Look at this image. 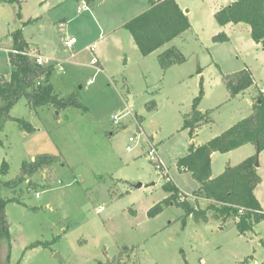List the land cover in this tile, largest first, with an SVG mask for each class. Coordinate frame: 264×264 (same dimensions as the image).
I'll return each mask as SVG.
<instances>
[{"label": "rangeland", "instance_id": "374dc122", "mask_svg": "<svg viewBox=\"0 0 264 264\" xmlns=\"http://www.w3.org/2000/svg\"><path fill=\"white\" fill-rule=\"evenodd\" d=\"M17 1L0 4V74L12 70L7 54L11 34L20 29L33 48L61 65V71L54 65L50 78L53 92L75 95L86 110L32 112L23 98L10 110L11 118L33 131L12 119L4 122L0 171L3 162L8 170L0 178L15 179L23 164L42 155L58 160L5 194L17 202L5 206L10 248L0 242V264H108L118 253L121 262L115 264H264V221L241 235L232 219L222 223L207 212L206 222H196L173 203L147 216L168 197L166 182L180 191L179 202L207 208L194 195L197 182L176 162L190 142L206 144L250 116L259 95L264 98V49L253 43L249 28H221L213 16L220 10L215 0H177L188 11L190 28L169 47L185 60L164 71L157 58L164 49L141 56L119 23L122 15L126 21L147 10V0H133L132 13L130 5L123 14L103 5L96 19L91 8L82 10L83 0ZM28 19L33 22L24 25ZM219 33L228 41L214 43ZM243 69L257 87L232 98L222 77ZM197 98L208 124L190 136L183 118ZM152 147L162 165L149 160ZM229 153L214 156L216 177L256 150L245 145ZM258 164L264 179V152ZM258 192L264 210V186Z\"/></svg>", "mask_w": 264, "mask_h": 264}, {"label": "trees", "instance_id": "16d2710c", "mask_svg": "<svg viewBox=\"0 0 264 264\" xmlns=\"http://www.w3.org/2000/svg\"><path fill=\"white\" fill-rule=\"evenodd\" d=\"M86 7H92L97 0H83ZM19 3L17 0H0V4ZM148 9L124 23L123 28L131 35L139 53L147 57L165 47L174 39L181 36L189 28L187 16L179 8L175 0H147ZM214 19L220 27L226 25H245L249 28L250 38L254 44L264 49V0H234L229 6L221 8L214 14ZM33 22L28 19L27 25ZM12 51L7 54L8 63L12 70L9 75L0 74V131L6 120H13L21 129L32 132L28 123L13 119L9 113L12 107L23 98L28 108L36 112L38 108L50 107L57 112L67 109L86 110L70 94L59 97L53 92L50 78L54 65L39 66L23 53L29 51V44L23 38L20 29L11 34ZM228 37L219 33L213 37L214 43H225ZM37 51V50H36ZM162 70H167L184 62V57L173 47L166 48L158 56ZM56 68V67H55ZM222 82L233 98L243 94L253 87L254 79L248 69H243L230 75H223ZM259 103L255 101L252 113L239 121L219 136L212 138L200 146L190 142L187 155L176 162L179 171L187 172L197 182L198 189L194 192L208 202L204 210L194 209L185 201L179 202L180 191L172 182L163 185L166 199L152 207L147 216L153 218L162 212V205L181 208L186 216L194 221H207V212L222 223L232 219L239 234L252 232L260 222L264 221V211L254 195L255 188L261 179L254 167L256 155H252L235 167H228L217 177L211 174V155L226 154L245 145H252L260 153L264 150V98L259 95ZM198 98L192 105L190 114L183 118L184 130L190 136L200 127L208 124L207 113L202 114L198 109ZM57 158L42 155L29 163L22 165L19 174L11 181L0 178V242L10 248L9 225L5 215L7 201L5 194L14 191L39 171L50 168ZM8 168L5 162L1 165L0 175L4 176ZM182 197H185L182 195ZM10 250V249H9ZM127 252V249L124 250ZM123 251V252H124ZM132 252V250H129ZM119 253L116 259L108 264L121 262Z\"/></svg>", "mask_w": 264, "mask_h": 264}, {"label": "crops", "instance_id": "0c3cea01", "mask_svg": "<svg viewBox=\"0 0 264 264\" xmlns=\"http://www.w3.org/2000/svg\"><path fill=\"white\" fill-rule=\"evenodd\" d=\"M80 1H82V0H80ZM176 2H177V4H178V6H179V8L183 11V8L180 6V4L178 3V1L177 0H175ZM216 1V3H219V5H218V9H221V8H224V7H227V6H229L232 2H234V0H215ZM140 3H141V0L139 1ZM143 2V1H142ZM103 5H109L108 6V8H110V6H114V8H116V10H119L118 12L120 13V14H123V13H125V11H128L129 10V8H128V6L130 5V10L128 11L129 13H132V12H130L131 10H133L134 8H133V6H135V2L133 1V0H97L94 4H93V6L92 7H90L91 8V12H92V15H93V17L96 19V10H97V8H100V7H102ZM142 5V4H141ZM147 5H148V3H147ZM149 7V6H148ZM80 8V7H79ZM79 8H78V10H79ZM89 7H87L86 9H84L85 11H88L89 9H90ZM148 9V8H147ZM217 9V8H216ZM83 10V9H82ZM146 11V10H145ZM144 11V12H145ZM217 10H213V16H214V12H216ZM143 13V12H142ZM183 13H184V11H183ZM141 14V13H140ZM139 15V14H138ZM123 16V15H122ZM122 16H120V20H119V23H120V25H124V23L126 22V21H128V20H126L125 21V19L126 18H124V17H122ZM135 16H137V15H135ZM135 16H133V17H135ZM132 17V18H133ZM132 18H130V19H132ZM188 18V17H187ZM129 19V20H130ZM119 23H118V25H119ZM242 26V28H244L245 30H247V28H246V26H244V25H242V24H239V25H231V24H229V25H226V26H224V27H221V28H223V29H228V30H232L233 28H235V27H241ZM244 26V27H243ZM111 29V28H110ZM26 41V40H25ZM28 44H29V49H34V50H37L39 53H40V50H39V48H38V46L36 47V48H33L31 45H30V43L28 42V41H26ZM169 45H170V43L168 44V45H166L165 47H163V48H161V49H166V48H168L169 47ZM257 47H259L258 45H256ZM163 50V51H164ZM162 51V52H163ZM41 54V53H40ZM160 54V53H159ZM158 54V55H159ZM42 55V54H41ZM42 56H44V57H46V58H48V59H51L52 61H54L55 62V59L54 58H51V57H49V56H45V55H42ZM55 63H57V62H55ZM59 64V63H58ZM254 79V78H253ZM255 83L256 82H254V85L253 86H256L257 87V85H255ZM243 147H245V146H242V147H240V148H238V149H241V148H243ZM238 149H236V150H238ZM253 149H255L254 147H253ZM262 152H264V150L262 151ZM262 152H260V153H262ZM231 153V152H230ZM229 153V154H230ZM259 153V154H260ZM216 154H218V153H213L212 155H211V164H212V160H213V158H214V156L216 155ZM253 155V154H252ZM252 155H250V156H252ZM249 156V157H250ZM260 168V166L256 169L257 170V174L259 175V173H258V171L260 170L259 169ZM211 174H212V177H216L215 175H214V173H213V171H212V167H211ZM260 176V175H259ZM260 179H261V183L255 188V190H254V195H255V197L257 198V200L259 201V203H261V200H260V196H259V192H258V190H259V188H260V186H264V179L260 176ZM261 205V207H262V204H260ZM263 209V208H262ZM264 211V210H263Z\"/></svg>", "mask_w": 264, "mask_h": 264}, {"label": "built area", "instance_id": "2783aa9c", "mask_svg": "<svg viewBox=\"0 0 264 264\" xmlns=\"http://www.w3.org/2000/svg\"><path fill=\"white\" fill-rule=\"evenodd\" d=\"M86 5L85 3L83 2L82 3V9H86ZM75 43V40L73 38H71L70 40L66 41L65 43V46L69 49L72 48L73 44ZM25 56H27L28 58H30L31 60H33L37 65L39 66H46V65H51V64H55V66L59 69V71H61V65L58 64V63H55L54 61H52L51 59H48L44 56H42L38 51L34 50V49H31L29 51H26L23 53ZM119 120L118 117L114 116L113 117V121L114 122H117ZM129 151V149H127ZM148 156H149V160L152 162V161H155V158H156V150L152 147L149 149L148 151ZM152 163H159L161 164V162H152ZM162 165V164H161ZM100 212V211H98Z\"/></svg>", "mask_w": 264, "mask_h": 264}, {"label": "water", "instance_id": "95a60500", "mask_svg": "<svg viewBox=\"0 0 264 264\" xmlns=\"http://www.w3.org/2000/svg\"><path fill=\"white\" fill-rule=\"evenodd\" d=\"M187 12H188V11H185L184 14H186ZM259 102H260V100L258 99V100H257V103H259ZM202 114H204V112H202ZM258 154H259V153L256 151V153H255V155H256V162H255V164H254V167H255L256 169L259 167V164H258ZM140 186H141V185H138V187H140ZM54 258L60 260L58 254H56Z\"/></svg>", "mask_w": 264, "mask_h": 264}]
</instances>
